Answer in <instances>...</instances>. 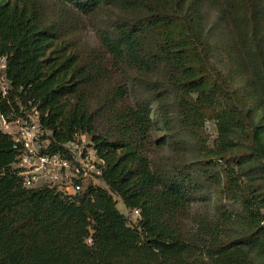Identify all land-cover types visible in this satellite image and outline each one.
Instances as JSON below:
<instances>
[{
	"label": "trees",
	"instance_id": "obj_1",
	"mask_svg": "<svg viewBox=\"0 0 264 264\" xmlns=\"http://www.w3.org/2000/svg\"><path fill=\"white\" fill-rule=\"evenodd\" d=\"M0 114L104 162L26 188L0 129V264H264V0H0Z\"/></svg>",
	"mask_w": 264,
	"mask_h": 264
},
{
	"label": "built area",
	"instance_id": "obj_2",
	"mask_svg": "<svg viewBox=\"0 0 264 264\" xmlns=\"http://www.w3.org/2000/svg\"><path fill=\"white\" fill-rule=\"evenodd\" d=\"M2 92L5 93V88H2ZM0 129L12 135L13 147L21 152L15 167L23 187L55 185L52 182L62 173L70 176L72 191L68 192L67 186L64 189L59 188V183L58 190L65 194H73L82 189L81 183L77 180L81 182L95 180V176L100 174V167L104 165L103 159L96 156L87 146L88 142L82 143L79 140V135L66 143L65 152L42 154L40 149L46 148L47 142L40 140L41 130L35 115L28 119L18 117L9 121L0 114Z\"/></svg>",
	"mask_w": 264,
	"mask_h": 264
},
{
	"label": "rangeland",
	"instance_id": "obj_3",
	"mask_svg": "<svg viewBox=\"0 0 264 264\" xmlns=\"http://www.w3.org/2000/svg\"><path fill=\"white\" fill-rule=\"evenodd\" d=\"M207 14V22H208V30H209V38L212 42H226L229 41V38H231L232 34L229 28V25L224 21V19L220 18L218 13L214 10H206ZM207 130L211 136H214V127L211 124H207ZM82 143L87 142V138L85 136H80V139ZM70 176L59 174L58 179L54 180L52 184L59 185L61 189H64L66 186L68 188V192L71 193L72 188L70 186ZM97 182V181H96ZM59 183V184H58ZM98 185L100 182H97ZM116 207L117 209L123 213L126 214V210L122 204V202L119 199H116ZM135 215V214H134ZM133 215V216H134Z\"/></svg>",
	"mask_w": 264,
	"mask_h": 264
}]
</instances>
